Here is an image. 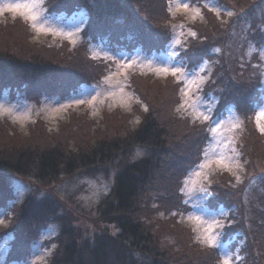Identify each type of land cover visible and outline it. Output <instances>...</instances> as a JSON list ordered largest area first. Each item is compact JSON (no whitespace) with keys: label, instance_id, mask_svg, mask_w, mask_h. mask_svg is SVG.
Listing matches in <instances>:
<instances>
[{"label":"trees","instance_id":"obj_1","mask_svg":"<svg viewBox=\"0 0 264 264\" xmlns=\"http://www.w3.org/2000/svg\"><path fill=\"white\" fill-rule=\"evenodd\" d=\"M192 1L201 6L203 16L209 23L205 24L201 20L189 23L197 30V35L189 37L190 42L181 50L180 56L193 64L197 56L211 55L210 60L213 59L215 68L207 83H210L216 94L219 93L224 98L221 101L224 105L238 99L239 108L245 112V102L247 103L255 90V86L250 87L253 80L248 78L247 70H251V63L241 59L238 53L233 57L230 53L226 55L224 51L221 54L207 50L211 42L220 43L225 49L232 43L230 35L228 36L229 22L221 20L216 13L206 8L203 4L205 0ZM252 2L253 0H232L230 6L235 9L239 7L238 4L250 6ZM46 3L50 10L66 12L83 6L88 13L82 29L83 35L95 40L104 39L113 46L134 44L149 50L160 48L164 42L161 44L162 38L158 37L163 32H171L166 26L170 21L166 9L167 0H47ZM17 21L20 26L23 24V21L16 19L12 22L13 25ZM13 27L12 40H0V93L6 88L12 92L14 89L25 90L28 94L35 90L42 93H67L81 82L79 77L82 72L79 71H84L88 62L85 59L88 55L84 46L72 50L65 45L57 47L29 44L31 39L19 42L16 30L21 27ZM25 27L28 32V27ZM212 30H217L214 31L217 35H211ZM24 43L28 46H24ZM225 55V59L234 64L233 67L226 68V63L223 62ZM56 56L66 58L63 62L68 68L66 72H77L76 77L66 81L61 78L57 83L56 77L53 78V74L59 70L55 63L59 57ZM219 63H224L225 69H221ZM17 78L22 83H18ZM172 88L173 85L164 87V93L160 90L163 99L157 100L156 104L162 109L161 115L155 112L158 107L151 105L148 112L141 113L138 124L132 125L125 117L122 121L118 120L116 126L112 125V128L94 137L91 128H81L83 135H89L84 140L72 143L69 142L72 136L70 131L58 138V141H52L48 134L49 129L39 125L37 134L31 132V138L19 135L21 142L15 141L13 144L10 141L12 125L5 127L8 140L2 141L4 144L0 143V172L32 175L37 180H55L61 174L71 175L78 171L92 175L98 172L107 173L109 169H113L115 174L111 191L96 204V220L101 225L97 222V230L90 236L78 231L75 220L70 218L67 211L62 210L61 202L52 195L35 198L32 193H28L22 200L15 202L10 207L6 226L0 231V236L2 232L13 233L5 257L6 262L18 260L27 254L31 236L53 218L59 220L60 231L54 236L56 245L53 254L43 264L216 262V248L197 245L189 227L171 212H178L183 206L178 189L183 176L187 174L186 163H192L195 155L201 154L206 135V126L203 123L191 122L176 111L167 115L165 105L172 96ZM73 123L74 121L65 124L64 129L69 124L75 128ZM79 128L80 126L77 129ZM253 128L247 124L246 130L241 134L242 144H245L241 157L247 167L252 165L255 158L261 159V162L264 160V146L260 148L261 145H252L259 142L263 144L264 140ZM245 146H249L250 150L253 146L254 150L247 154ZM138 148L143 150V154L136 153ZM195 159L198 160V157ZM213 179L209 204L224 205L228 209L223 232L230 236L239 231L247 238L246 244L240 249L241 257L237 259V264H264V193L257 195L250 204L243 205V191L233 175L221 171ZM6 183L8 182L0 180V210L8 207L15 192ZM158 213L167 214V219H163ZM166 232L167 240L162 243L161 236Z\"/></svg>","mask_w":264,"mask_h":264},{"label":"rangeland","instance_id":"obj_2","mask_svg":"<svg viewBox=\"0 0 264 264\" xmlns=\"http://www.w3.org/2000/svg\"><path fill=\"white\" fill-rule=\"evenodd\" d=\"M47 0H0V40L5 41L11 39V33H14V27L18 25L21 28L16 30L17 37L20 41L31 39V43H39L41 45H57V47L68 46L72 50L78 49L81 45L86 48L85 59H88L87 65L81 74V82L77 84L75 88L67 93H42L36 91L27 93L28 91L14 89L13 92L6 88L0 93V143L7 141L8 136L5 135V127L11 124L12 136L10 141L21 142L22 138H31V132L36 134L40 130L39 125L47 127L49 129V137L52 141H58V138L65 136L70 131L71 138L69 142H75L78 140H84L89 134L83 135L81 128L89 129L92 137L95 135H101L102 131L109 130L113 126L117 125L118 120L122 121L127 119L134 124H138L141 120L140 116L143 112H148L151 109V105L157 106V100L163 99L160 95V90L164 91V87L172 86V96L170 99H166L168 102L165 105L167 115L169 112H178L179 114L189 118L191 122H200L199 120L192 119V109L190 107L178 110V105L181 102V88L184 86L183 82H177L175 77L169 74H156L148 70L147 67L142 68L141 65H146L149 61L153 66H168V67H183L186 71L199 72L200 76L205 77V80L198 92L191 93V99L196 100L197 96L201 99L198 101L199 110L208 114L207 109H211V116L213 120L219 121L223 119L225 121V128L231 126V123H240V127L232 132H228L222 129V136L217 134L220 139L227 140L228 137H232L234 143H229L226 154L232 156L234 159H238L239 163L243 166L242 169H236V173L240 176V180L235 181L239 183V187L242 189V203L243 205L250 204L257 195L264 193V160L255 158L250 164V167L245 164L242 156V147L245 144L241 139L243 130L245 131L247 124L253 126L256 131L262 136L264 140V134H262L257 128L256 114L262 108H264V0H253L250 6L238 4L239 7L233 8L230 6L232 0H205L203 4L206 8L212 9L211 12L216 13L219 10V18L221 20L228 21L227 27H230L228 36L232 39V43L225 49L220 43H210L207 46V50H213L223 54L230 53L233 57L238 53L241 59L249 60L251 63L249 67L251 70H247L249 80H253L250 87L253 88L250 99L245 102L247 109H240L239 102L231 100L229 104H223L221 95L216 94L213 87L210 86L209 77L215 66L212 64L213 59L210 60L211 55L197 56L193 61V64L183 60L181 50L190 42V33L197 35V30L192 24L194 20L204 21L208 24V19L203 16V11L200 5L191 0H167L166 9L169 13L170 21L166 23L170 33L163 32L158 38H162L160 48L139 47L134 44H119L113 46L104 39H93L90 36H84L82 29L85 26L88 13L83 6H78L74 11H58L50 10L48 8ZM222 1V2H221ZM29 3L34 5L33 11L38 14L36 20L37 25H43L45 29H52L53 31H37L32 27V22L21 17L18 13L4 11L5 4L13 3ZM187 3L189 5L188 10L184 8H178L177 3ZM231 3V4H230ZM171 7L172 12H169ZM198 8L200 15L196 16L193 20V9ZM232 12L233 15L229 16L227 13ZM174 13V14H173ZM205 17V18H204ZM16 19L23 21V24L17 21L15 25L12 23ZM262 20V21H261ZM28 27V32L24 29ZM79 29V31H77ZM259 29V30H258ZM240 30V32H238ZM258 30V31H255ZM217 30H212L211 35H217ZM55 33L71 32L74 35L71 39L64 35H57ZM251 32V33H250ZM166 35H169L166 37ZM11 37V38H10ZM178 39L180 44H175L174 41ZM227 40V36L222 38ZM10 40V41H11ZM75 41L73 43L72 41ZM192 42V41H191ZM231 42V41H230ZM24 46L27 43H24ZM50 52L49 49H46ZM44 51V49H43ZM46 51V52H48ZM107 53L109 57L115 59L105 58L104 54ZM80 54V53H79ZM223 59L226 63V68L233 67L231 60ZM91 56L92 58H90ZM95 56V58H94ZM214 56V55H213ZM59 57V58H58ZM56 56V64H58V71L53 74V78L57 79V83L61 81V78L66 79L76 77V73H69L68 68L63 64L64 58ZM135 60L136 64L132 68L125 69L121 72L118 64L120 61L125 63L128 60ZM219 63L221 69H225V64ZM244 63V62H242ZM241 63V64H242ZM67 64V63H66ZM86 64V63H85ZM240 64V65H241ZM69 65V64H67ZM65 68V69H64ZM202 69V70H201ZM66 72V73H65ZM253 74V75H252ZM252 75V79H251ZM126 76V79H125ZM106 77H110V80H106ZM214 77V76H213ZM212 77V78H213ZM18 83H22V80L17 78ZM64 83V82H63ZM30 86V82L28 83ZM220 85V83H219ZM123 88V94L120 96H110L109 93L118 92L119 88ZM164 93V92H163ZM97 97V100L93 104H88L87 101L92 97ZM166 97V96H165ZM76 100L85 101L82 104H76ZM125 101L122 103L121 101ZM102 101V102H101ZM138 101V102H137ZM147 101V102H146ZM63 106V107H62ZM155 112L161 115V107L157 106ZM145 108L147 111H145ZM220 108V109H219ZM152 112V111H151ZM166 115V112L165 114ZM83 119V120H82ZM74 121L75 128H72L70 124L64 129L65 124ZM84 121V122H83ZM248 122L246 124V122ZM86 122V123H85ZM201 123V122H200ZM261 125H264V117L260 119ZM208 130L212 121L203 123ZM32 125V126H31ZM4 126V127H3ZM80 126L79 129H77ZM204 126V127H205ZM214 126V125H212ZM33 127V129H31ZM253 128V129H254ZM9 129V130H10ZM254 129V131H255ZM204 136L205 140L201 146L202 152L198 157V160L193 158V164L186 163L187 174L182 178V183L179 186L178 192L180 194V200L183 203L178 212L171 210L172 214L175 213L185 226L189 227L190 233L193 234L196 244L201 247L203 244L199 243L197 239L198 232H194L192 229L197 228L199 232H202L208 224L197 225L194 221L187 219L189 216H201L203 220H206L209 224L212 220H217L223 225L227 223L226 216L228 215V209L224 205H212L209 204V196L204 197V193L199 191L201 185L208 189L210 193L212 190V183L214 184V176L221 172L216 169L215 164L212 165V169L209 170V179L211 184L209 185L202 177L196 178L195 176L189 177V173L195 170L196 165L201 162L205 157L202 153L207 150L209 156L213 154V147L216 145V140L210 137L208 131ZM107 132V131H106ZM79 135V138H76ZM4 144V143H3ZM252 145H261L263 148L264 143H252ZM253 146L251 150L249 146H245V152L249 154L254 150ZM235 149V152L232 149ZM250 150V151H248ZM138 155L143 154V150L136 149ZM215 151L219 153L220 147H215ZM239 153V156H236ZM246 154V155H247ZM247 160L248 156H247ZM184 165V164H183ZM226 171V170H224ZM228 172V171H227ZM230 173V172H228ZM231 174V173H230ZM114 172L113 169H109L106 172H98L87 174L84 172H75L71 175L61 174L60 178L55 180H37L32 175L21 176L12 172H0V180L2 182H8L14 190L12 200L9 202L7 208L1 209L0 212V231L7 224V217L10 215V207L15 202L22 200L28 193H32L35 198L42 197L43 195H52L62 204V210L67 211L70 218L74 219L77 224L78 231L85 236H90L97 230L98 225H101L100 221L96 219V204L104 198L105 194L109 193L114 186ZM232 175V174H231ZM186 177H189L188 185L184 184ZM192 180L198 182L194 185ZM184 191H181V189ZM240 191V189L238 190ZM244 194V195H243ZM66 212V213H67ZM162 215L163 219H167V214L158 213ZM161 217V216H160ZM96 221V222H95ZM60 222L57 219H51L40 230L31 236L28 241L27 254L22 255L20 259L6 262L5 257L7 250L9 249V241L12 239V232L5 234L2 232L0 236V264H43L47 263L49 257L53 254V248L56 245L54 236L60 231ZM167 226V225H165ZM224 228V227H223ZM223 228H214V233L218 234L217 244L215 246L218 252L216 262L214 264H222V260L225 255L230 258V264H237V258L241 257L240 249L246 244L244 233L235 231V234L230 235L223 232ZM100 231V230H99ZM189 233V232H188ZM189 233V234H190ZM168 233H164L161 236L162 243L165 242L168 237ZM206 246V245H204ZM209 247V246H206ZM214 248V247H212ZM47 253V254H45Z\"/></svg>","mask_w":264,"mask_h":264},{"label":"snow or ice","instance_id":"obj_3","mask_svg":"<svg viewBox=\"0 0 264 264\" xmlns=\"http://www.w3.org/2000/svg\"><path fill=\"white\" fill-rule=\"evenodd\" d=\"M171 2V0H170ZM34 5H31L29 3H13V4H5L3 7L4 11H9L13 13H18L21 17L25 18L26 20H29L32 22V27L35 28L37 31H53L52 29H45L43 25H37L35 22L38 18V14L33 11ZM178 8H184L185 10H188L189 5L187 3H177ZM210 10H212L210 8ZM193 16L191 17L193 20L196 18V16L200 15V10L198 8L193 9ZM169 12H172L171 7L169 8ZM174 14V13H173ZM216 14L219 15V10L216 11ZM229 16L233 15L232 12L227 13ZM79 31V29H77ZM57 35H64L67 38L71 39L72 36L74 35L71 32H66V33H55ZM190 35L195 36V33H190ZM75 43V41H72ZM175 44H180V41L176 39L174 41ZM105 58L108 59H115L114 57H109L107 53L104 54ZM95 58V56H94ZM136 64L135 60H128L126 63L124 61H120L118 64V67L120 68L121 72H123L125 69L132 68ZM142 68L147 67L149 71L154 72L156 74L164 73V74H171L172 76L175 77L177 82H183L184 86L181 88V102L178 105V110H182L185 108L190 107L192 109V119L193 120H199L201 123L207 122V121H212V124L209 125L208 128V133L210 137L216 140V145L215 147H220L221 151L217 153L215 151V147H213V154L209 156V153L207 150H205L202 153V156L205 157L204 159L201 160L199 164L196 165L195 170L193 172L189 173V177L195 176L196 178L202 177L204 181H206L209 185L211 184V180L209 179V170L215 171V169H212V165L215 164L216 169H219L221 171H228L232 175L235 176L236 180H240V176L236 173V169H242V165L239 163L238 159H234L232 156H229L226 154L228 144L229 143H234L232 140V137H228L227 140H222L219 138L217 134H220L222 136V129L232 132L235 129L240 127V123H231V126L228 128H225V121L223 119H220L219 121L213 120L211 116V109H207L208 114H205L204 111L199 110V104L198 101L201 99L199 96H197L196 100L191 99V93H196L198 90H200L205 77L200 76L199 72L196 71H186L185 68L183 67H160V66H153L152 62L149 61L146 65H141ZM202 70V69H201ZM106 80H110V77H106ZM126 79V76H125ZM123 94V88L120 87L118 92L116 93H109L110 96H120ZM97 100V97H92L91 100L87 101L88 104H93ZM85 101L83 100H76V104H82ZM102 102V101H101ZM122 103H125V101H121ZM138 102V101H137ZM63 107V106H62ZM145 111L147 109L145 108ZM261 117H264V108H262L260 111L257 112L256 114V122H257V128L258 130L264 134V125H261L260 119ZM214 125V126H212ZM233 152H235V149H232ZM236 156H239V153H236ZM189 177H186L184 180V184L188 185L189 183ZM198 181L197 180H192V184H196ZM181 191H184L182 188ZM199 191L204 193L203 198H207V196L211 195V193L208 191L207 188L201 187L199 188ZM2 214V212H0ZM175 215V213H173ZM188 220L194 221L197 225H200L202 223L208 224L206 228L203 229L202 232H199L197 228H193L192 230L194 232H198L197 239L199 243L209 246V247H215L217 244V236L218 234L214 233V228H223L224 225L220 223L217 220H212L211 223L209 224L206 220H203L201 216H189L187 217ZM0 223H3V221H0ZM47 254V253H45ZM239 259V257H236ZM222 264H230V258L225 255Z\"/></svg>","mask_w":264,"mask_h":264}]
</instances>
